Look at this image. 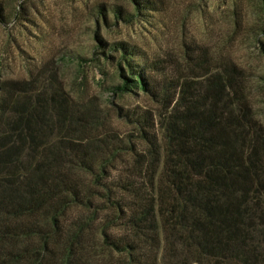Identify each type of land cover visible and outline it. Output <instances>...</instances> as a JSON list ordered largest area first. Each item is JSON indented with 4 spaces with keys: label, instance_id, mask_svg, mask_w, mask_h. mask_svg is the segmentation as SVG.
I'll list each match as a JSON object with an SVG mask.
<instances>
[{
    "label": "trees",
    "instance_id": "obj_1",
    "mask_svg": "<svg viewBox=\"0 0 264 264\" xmlns=\"http://www.w3.org/2000/svg\"><path fill=\"white\" fill-rule=\"evenodd\" d=\"M113 48L112 94L160 106L119 107L129 135L56 90L0 96V264H264V128L235 67L158 84Z\"/></svg>",
    "mask_w": 264,
    "mask_h": 264
},
{
    "label": "rangeland",
    "instance_id": "obj_2",
    "mask_svg": "<svg viewBox=\"0 0 264 264\" xmlns=\"http://www.w3.org/2000/svg\"><path fill=\"white\" fill-rule=\"evenodd\" d=\"M138 1L0 0V96L48 98L56 90L97 111L106 131L129 135L134 128L119 119V107L155 113L160 106L138 88L112 94L122 73L132 77L113 48L121 42L158 84L200 85L223 64L234 66L264 128V0ZM118 6L125 18L113 11Z\"/></svg>",
    "mask_w": 264,
    "mask_h": 264
}]
</instances>
